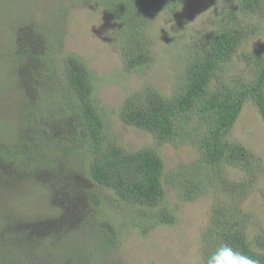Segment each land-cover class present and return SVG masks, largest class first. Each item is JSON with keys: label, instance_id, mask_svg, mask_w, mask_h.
Instances as JSON below:
<instances>
[{"label": "trees", "instance_id": "obj_1", "mask_svg": "<svg viewBox=\"0 0 264 264\" xmlns=\"http://www.w3.org/2000/svg\"><path fill=\"white\" fill-rule=\"evenodd\" d=\"M71 1L111 18L113 49L126 73L138 74L154 63L150 23L181 6V0ZM222 1L211 29L183 46L182 71L169 93L145 85L118 107L119 121L149 134L154 148L127 151L109 135L94 96L95 76L81 59L67 54L54 65L55 46L41 30L19 45L9 72L20 95L17 121L7 137L0 126V198L28 187L40 191L48 209L26 219L0 203V264H20L22 257L23 264H118L108 257L123 227L144 236L172 226L179 203L208 193L214 197L200 235L203 262L229 243L264 264V231L241 206L263 165L230 138L246 103L264 122V43L243 48L264 36V0ZM235 57L243 66L238 77L226 72ZM44 95L56 106L43 109ZM164 144L191 146L197 158L166 172L156 150ZM73 153L84 155L77 164L70 161Z\"/></svg>", "mask_w": 264, "mask_h": 264}, {"label": "rangeland", "instance_id": "obj_2", "mask_svg": "<svg viewBox=\"0 0 264 264\" xmlns=\"http://www.w3.org/2000/svg\"><path fill=\"white\" fill-rule=\"evenodd\" d=\"M221 2L223 1L181 0L177 12L160 14L149 25V33L154 40V63L138 74L126 73L124 70L120 57L111 44V18L100 8L83 7L79 4L72 6L71 0H0V126L6 127V134L3 132V135L7 137L14 132L16 109L20 105L19 92L13 90L15 80L9 75L12 70V54L21 51L19 45L26 42L27 38L33 40L31 31L35 34L36 30H41L55 46L56 50L50 54L54 65L67 54L75 55L95 76L94 96L97 105L105 113L107 131L116 138L118 145L127 151L154 148L156 144L149 134L127 127L119 121L118 107L128 95L145 85L153 86L165 94L169 93L182 71L183 46L195 35L211 29L215 12L222 7ZM65 5L71 7L66 11ZM58 28L60 31L56 33ZM20 31L24 32L21 36L18 35ZM262 43L264 36H257L247 41L243 48L249 50ZM41 45L42 39H39L43 52L47 47ZM242 71L243 66L237 57L234 58L232 67L226 70L227 74H234L233 77L240 76ZM51 100L49 95H44L41 107H55ZM230 138L261 159V178L241 206L245 212H251L255 217L258 225L256 228L264 231V122L251 103L244 105ZM156 150L164 162L166 172L197 158L196 151L188 145L175 148L164 144L156 147ZM83 156L81 153H73L70 161L77 164ZM225 173L230 177L234 175L232 171ZM28 189L23 187L21 190H13L9 197H1L0 203L19 217H27L26 219H31L29 216L46 214V198L40 191ZM166 190L167 200L170 204H175L173 194ZM213 197V194L208 193L196 201L179 203L174 225L158 226L144 236L139 235L134 228L123 227L122 241L109 255L108 262L204 264L200 235L207 224ZM24 260L22 257L18 262L23 264Z\"/></svg>", "mask_w": 264, "mask_h": 264}, {"label": "clouds", "instance_id": "obj_3", "mask_svg": "<svg viewBox=\"0 0 264 264\" xmlns=\"http://www.w3.org/2000/svg\"><path fill=\"white\" fill-rule=\"evenodd\" d=\"M204 264H260V260L229 243H221L206 257Z\"/></svg>", "mask_w": 264, "mask_h": 264}]
</instances>
